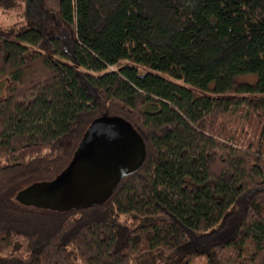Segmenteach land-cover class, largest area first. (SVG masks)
Segmentation results:
<instances>
[{"label":"trees","instance_id":"obj_1","mask_svg":"<svg viewBox=\"0 0 264 264\" xmlns=\"http://www.w3.org/2000/svg\"><path fill=\"white\" fill-rule=\"evenodd\" d=\"M45 4L0 0L31 20L0 23V264H264V0ZM101 115L139 169L97 204L18 201Z\"/></svg>","mask_w":264,"mask_h":264},{"label":"water","instance_id":"obj_2","mask_svg":"<svg viewBox=\"0 0 264 264\" xmlns=\"http://www.w3.org/2000/svg\"><path fill=\"white\" fill-rule=\"evenodd\" d=\"M145 155L143 138L128 120L101 115L90 122L62 171L52 179L32 182L15 197L54 210L97 204L122 177L139 169Z\"/></svg>","mask_w":264,"mask_h":264},{"label":"rangeland","instance_id":"obj_3","mask_svg":"<svg viewBox=\"0 0 264 264\" xmlns=\"http://www.w3.org/2000/svg\"><path fill=\"white\" fill-rule=\"evenodd\" d=\"M56 2L57 0H46V4L45 7L47 8V10L49 11L50 9L55 8L56 6ZM42 20V19H41ZM31 20L29 19H25L23 18V16L21 14L16 15L15 13L13 14H3L0 16V23L3 25H8V26H21L24 24H29ZM32 23V22H31ZM60 33H61V37L63 40V47L64 50H66L69 54V56L71 58L74 57V53H73V41H72V31H71V27L69 25H61V29H60ZM4 82L1 83L0 85V95L3 94V87H4Z\"/></svg>","mask_w":264,"mask_h":264}]
</instances>
